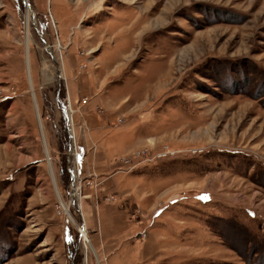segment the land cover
Listing matches in <instances>:
<instances>
[{
  "label": "rangeland",
  "instance_id": "1",
  "mask_svg": "<svg viewBox=\"0 0 264 264\" xmlns=\"http://www.w3.org/2000/svg\"><path fill=\"white\" fill-rule=\"evenodd\" d=\"M27 1L0 0V264H107L85 199L124 216L114 264H264V0Z\"/></svg>",
  "mask_w": 264,
  "mask_h": 264
},
{
  "label": "crops",
  "instance_id": "2",
  "mask_svg": "<svg viewBox=\"0 0 264 264\" xmlns=\"http://www.w3.org/2000/svg\"><path fill=\"white\" fill-rule=\"evenodd\" d=\"M93 156L94 159L98 160L96 163H101L107 158L103 152H96ZM81 205L89 215L86 219L88 225H90L91 221L94 223L93 228H90V231L92 232L91 239L95 250L97 249L100 256L102 255L104 258H107V264H114L117 259L116 251L110 253V250L107 249V246H114L117 238L127 235L129 230L126 227V224H123L125 220L124 216H111V211L108 212V209L105 210L102 208L100 210V215L98 218L99 221L97 223V220L96 222L93 221L95 208L92 199L83 200Z\"/></svg>",
  "mask_w": 264,
  "mask_h": 264
},
{
  "label": "bare ground",
  "instance_id": "3",
  "mask_svg": "<svg viewBox=\"0 0 264 264\" xmlns=\"http://www.w3.org/2000/svg\"><path fill=\"white\" fill-rule=\"evenodd\" d=\"M26 2H28L27 0H26ZM29 3V2H28ZM27 3V4H28ZM29 8V10H28V17H27V20H28V22H29V24H30V17H32L31 16V13H32V11H31V7H28ZM28 28H29V26H27ZM29 41H30V37H29ZM74 173H75V171H74ZM74 173H73V175H74ZM75 176V175H74ZM75 180V179H74ZM74 194L76 195V196H78V195H80L79 194V192H78V190H77V188H75L74 189ZM85 228H86V225H85ZM85 228H82V233H83V237H84V239L87 241V242H91V240L89 239V236H88V233L86 232V229ZM83 229L85 230V232L83 231ZM91 244V243H90Z\"/></svg>",
  "mask_w": 264,
  "mask_h": 264
},
{
  "label": "built area",
  "instance_id": "4",
  "mask_svg": "<svg viewBox=\"0 0 264 264\" xmlns=\"http://www.w3.org/2000/svg\"><path fill=\"white\" fill-rule=\"evenodd\" d=\"M172 153H174V152H172ZM167 154H168V150L164 149L163 151L158 153V156H165ZM83 228H85V224L83 225ZM80 232L82 233V229H80ZM82 235H83V233H82Z\"/></svg>",
  "mask_w": 264,
  "mask_h": 264
},
{
  "label": "water",
  "instance_id": "5",
  "mask_svg": "<svg viewBox=\"0 0 264 264\" xmlns=\"http://www.w3.org/2000/svg\"><path fill=\"white\" fill-rule=\"evenodd\" d=\"M23 2H25V4L28 6V7H31L30 3L26 2V0H22ZM28 3V4H27Z\"/></svg>",
  "mask_w": 264,
  "mask_h": 264
}]
</instances>
